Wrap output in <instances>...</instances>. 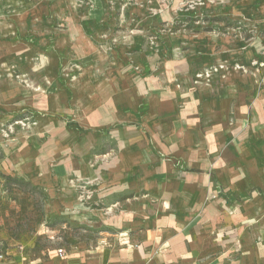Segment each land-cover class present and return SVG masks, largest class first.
Wrapping results in <instances>:
<instances>
[{
	"label": "crops",
	"instance_id": "crops-1",
	"mask_svg": "<svg viewBox=\"0 0 264 264\" xmlns=\"http://www.w3.org/2000/svg\"><path fill=\"white\" fill-rule=\"evenodd\" d=\"M207 9L226 37L173 35L70 88L54 74L30 88L0 78V126L35 119L0 138L1 173L98 227L92 249L30 264H264V0Z\"/></svg>",
	"mask_w": 264,
	"mask_h": 264
},
{
	"label": "rangeland",
	"instance_id": "rangeland-1",
	"mask_svg": "<svg viewBox=\"0 0 264 264\" xmlns=\"http://www.w3.org/2000/svg\"><path fill=\"white\" fill-rule=\"evenodd\" d=\"M203 32L226 37V17L208 11L207 0H0V78L30 88V78L54 74L67 78L70 88L82 73L113 74L116 61L126 56L131 60L147 47L156 52L173 35ZM118 37L123 39L117 42ZM85 53L97 60L81 66ZM209 74L195 76L206 80ZM14 117L0 126V138L8 144L16 126L23 130L34 126L27 111ZM17 119L28 124L19 125ZM4 161L0 151V164ZM84 212L74 209L69 215L61 197L52 198L0 171V231L9 235L0 245V264H11L17 256L26 264L44 262L52 253L63 259L81 244L92 249L98 227L81 221Z\"/></svg>",
	"mask_w": 264,
	"mask_h": 264
},
{
	"label": "built area",
	"instance_id": "built-area-1",
	"mask_svg": "<svg viewBox=\"0 0 264 264\" xmlns=\"http://www.w3.org/2000/svg\"><path fill=\"white\" fill-rule=\"evenodd\" d=\"M85 197H88V200H90L91 199V197H90V195H88V194H86V195H82V199L84 200L85 199ZM59 252L62 254L63 253V250H59Z\"/></svg>",
	"mask_w": 264,
	"mask_h": 264
}]
</instances>
